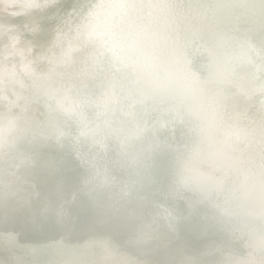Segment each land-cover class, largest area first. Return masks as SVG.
<instances>
[{"label":"water","instance_id":"1","mask_svg":"<svg viewBox=\"0 0 264 264\" xmlns=\"http://www.w3.org/2000/svg\"><path fill=\"white\" fill-rule=\"evenodd\" d=\"M10 1L20 10L9 15L0 13V36L7 42L6 46L0 43V81L2 86H7L0 91V113L14 116L12 111L17 115L23 112L37 128L46 127L44 122L53 114L61 113L59 120L64 130L76 134L75 144L68 142L71 144L66 152H48L52 145L50 140L43 143L38 140L34 144L24 142L38 155L56 158L64 173H71L75 178L76 199H63L61 203L67 202L66 207L73 215L91 227L72 233V243L106 241L121 256L154 264L172 260L178 252L192 255L207 252L212 240L220 239L213 237L217 233L207 219L213 210L202 194L180 183L183 166L177 163V150L190 154L203 136L213 150L224 151L225 140L230 134V143L234 146L232 155L239 163L225 168L224 174L235 182L239 189L237 194L243 197L249 161L255 157L259 164L264 87L254 88L247 77L237 71H232L233 75L218 73L212 65L211 52L207 51L197 58L199 71L192 70L189 58L178 51L176 56H181L183 63L171 54L164 61L174 94L164 97L145 94V81L160 70L154 58L165 47V19L171 21L178 11L187 15L195 8H145L136 13L118 7L125 0H48V7L44 8H25L23 0ZM203 1L213 2L174 0L184 5ZM38 2L43 4L44 0ZM248 2L258 3L259 0ZM76 4L86 5L82 13L73 10ZM236 9L240 14L251 11L247 9L244 13V8ZM37 19L46 25L45 40H39L37 33L27 27ZM56 24H61L63 29ZM130 26L140 34V43L132 49L123 39ZM182 34L180 31L176 35L181 49L186 43ZM51 38L56 48L46 50L43 45ZM197 47L202 51L206 45ZM219 47L220 52L231 51L226 44ZM234 47L241 53L253 55L258 65L255 80L263 86L264 51L258 40L249 39L244 47L238 44ZM215 48L212 46L208 50ZM59 64L62 74L55 75ZM51 82L56 83L65 102L57 107L56 101L51 100L46 110L48 119L43 121L30 107L44 104V93ZM222 96L227 97L226 104L218 102ZM72 103L77 113L70 107ZM176 108L187 114L186 122L175 119ZM128 129L143 130L142 138L123 143ZM181 129L186 135H181ZM103 143H110L108 150ZM204 167L210 170L213 165ZM138 174L148 176L149 182L155 174L162 177L158 180L160 196L149 182L143 184L148 187L144 189L140 184L144 180L138 178ZM39 192L40 196L48 194L43 187ZM210 199L222 201L223 196L213 193ZM153 200L157 201L155 205ZM190 203L198 210H188ZM185 211L189 212V217L183 218ZM168 214L173 218L174 228H169ZM153 220L158 221V238L144 245L132 243L133 234ZM202 232L209 234L206 239ZM4 233L15 234L18 244L29 248L50 243L56 236L27 226L12 206L5 208L0 203V234ZM228 235L237 253L247 256L248 251L239 247L246 241L242 235L239 232L234 237L231 233ZM15 254L14 250L0 246V261L13 258ZM28 258L33 257L29 255ZM40 258L59 257L48 253Z\"/></svg>","mask_w":264,"mask_h":264},{"label":"snow or ice","instance_id":"2","mask_svg":"<svg viewBox=\"0 0 264 264\" xmlns=\"http://www.w3.org/2000/svg\"><path fill=\"white\" fill-rule=\"evenodd\" d=\"M25 8L48 7V0L41 4L38 0H23ZM118 7L139 13L145 8L191 10L193 8L213 10L209 15L178 14L171 21L165 19V47L154 58L160 65V70L153 73L144 83V92L151 97H164L173 95L170 86V73L165 65V59L171 54L175 57L178 51L189 58L192 70L199 71V60L193 56L192 49L197 42L209 46H218L225 39V29L235 35L229 36L230 41L244 47L249 39L259 42L261 51H264V0L258 3H249L248 0H235L231 4H200L184 5L174 0H125ZM86 8L85 4L73 5V10L81 13ZM221 8H244L251 10L246 14L232 13L227 16L216 15L215 10ZM258 25V27H257ZM37 33L39 40H45L47 35L46 25L37 19L27 25ZM180 31L191 33L190 42L184 43L180 48L176 35ZM139 32L130 26L123 36L129 49L135 48L139 43ZM209 79H211V74ZM3 82L0 81V84ZM103 87V86H102ZM56 101L57 107H62V102L57 99L59 92L46 93ZM218 102L227 103V97L218 98ZM26 111V108L24 109ZM175 119L186 122L187 114L181 109H175ZM7 121L4 125L3 122ZM143 130L128 129L123 143L132 139L142 138ZM181 135H186L181 129ZM261 147L259 164L255 157L249 161V174L243 185L244 195L239 196V189L235 182L224 174L225 168L235 167L239 161L232 155L234 146L230 143V134L225 140L224 151H215L206 140L201 137L198 144L191 148L190 154L177 150V163L182 164L180 183L202 194L211 205L213 219L217 225L225 230L224 239L211 245L209 250L201 255L178 252L176 258L169 261L155 262V264H264V119L260 125ZM9 134H11L9 136ZM68 133L60 123L59 117L53 114L46 127L37 128L34 122L23 114L10 116L0 114V203L5 208L12 206L13 211L20 214L23 222L35 229L55 233L50 243L38 245L33 248L23 247L18 244L17 237L12 233L0 234V246L15 251L13 258L0 261V264H154L150 261H133L121 256L111 249L106 241L90 240L83 244H73L70 236L72 233L87 229L91 225L74 216L66 207L62 193L64 192L68 177L63 168L54 157L38 155L28 144L36 141L41 143L55 139L58 142ZM151 148V145H149ZM206 164H212L210 170L205 169ZM45 188L48 194L41 198L39 190ZM216 193L223 196V200L212 201L211 195ZM167 211V210H165ZM169 228H174L172 216L168 214ZM144 223L139 232L133 234L132 243L144 245L158 238L156 224ZM239 232L246 240L248 246L247 256H242L235 250L231 233L234 237ZM48 253H54L58 259H41ZM29 255L33 258L29 259ZM211 255L214 259L208 260L202 256Z\"/></svg>","mask_w":264,"mask_h":264},{"label":"bare ground","instance_id":"3","mask_svg":"<svg viewBox=\"0 0 264 264\" xmlns=\"http://www.w3.org/2000/svg\"><path fill=\"white\" fill-rule=\"evenodd\" d=\"M212 1H213L212 3L203 1V2L198 3L197 5H200V4H204V5L213 4V5H215V4H231V3H233L232 0H212ZM15 4H16L15 2L10 1V0H0V13L3 15L18 13V11L20 9H19V6L15 5ZM246 10L247 9H244V13L246 12ZM206 11L208 12L209 15L213 14V10L200 9V8H195L193 11H191V14L192 15H202ZM189 13L190 12H188L187 15ZM232 13H237V9L236 8H221V9L215 10V14L221 15V16H227V15H230ZM55 26H57L60 29H63L61 24H60V26H59V24H56ZM51 28H54V26H52ZM225 32H226L225 39L223 41H221L218 46L214 45V46H216V48L212 49L210 51L208 50L209 46H207V45H206L205 50H202V51L199 50V48L197 46H200V45L205 46V44L198 41L197 46L194 49H192L193 50L192 51L193 56L197 59V58H200V56H204L206 51L208 52V54L211 52V54H212L211 57L213 60L212 65H213V67H216V69L214 68V70L217 71L218 73L232 74L233 75V73L235 71H237V72L243 73L244 76L247 77V79L251 82V84L254 88H255V86H257L256 88L264 87V85L262 86L259 81L255 80L257 73H258V65L256 63L257 61L255 62L253 55H251L250 52L241 53L239 51V49L234 47V44H236V43L233 41H230L228 39L229 36L235 35V33H230V32H228V30H226ZM182 38H183V42L184 41L187 42L191 38V33L185 34L183 32ZM52 40H54V39L51 38V40L47 39L45 41L43 46L46 48V50H54L56 48V46H54V42ZM0 43L3 44L4 46H6L7 42H6V39L4 36H0ZM224 44H226L228 47H231L230 53H228V52L226 53L223 50L221 52L219 51V49H220L219 46H223ZM2 49H3V46H2ZM229 54L231 57L229 56ZM176 57H177V60L179 62L183 63L181 56H176ZM62 69L63 68H62L61 64H59L55 68V75H61ZM232 71H234V72H232ZM6 87L7 86H2L0 84V91H2ZM52 91H58L59 92V95H58L59 99L61 100L62 103L65 102V100H64L65 98L63 97L62 92H60L56 83L51 82L47 86L45 93H44V96H45V99L43 100L44 104L43 105L34 104L30 107V110L35 115H37L39 117L41 116L43 118V121H46L48 119L46 110H48V107L51 106V100H52L49 97V95H47L46 93L52 92ZM74 104L75 103H72V105L70 107L73 109V111H75L77 113V111L74 107ZM11 114L14 116H17V113L15 111H12ZM57 116L61 117V113H58ZM47 123H48V121L44 122L45 126H47ZM68 134H69V136H66L67 138L66 137L60 138L61 140H64L66 138V140H64L62 143L57 142V144H56L55 139L50 140V141H52V145L49 146L48 152L58 153L61 151H64V152L68 151L70 148V144L71 143L75 144L74 142L77 140L75 133L74 134L68 133ZM70 141H71V143L68 144V142H70ZM82 144H84V143H82ZM109 146H110V143H103V147L105 148V150H108ZM95 147H97V145H95ZM37 149L43 150L42 148H37ZM65 175L68 177V183H67V186H66L64 192L62 193L63 199H68V198L73 197V200H74V199H76V198H74V196L76 194V188H75V186L73 188L75 178H74L73 174H71V173H65ZM146 177H148V176H146V175L144 176V174H138V178H141L142 180H144V181L140 182V184L143 186L144 189H148L147 186L143 185L144 183L149 182L146 180ZM158 180H162V177H160L156 174L153 175V179L149 182V186L154 190V192L156 194H158L160 196L161 188H160V185L158 184ZM42 197H44V196H41V198ZM149 202H151V201H149ZM155 202H157V201L153 200L154 205L156 204ZM188 210L193 211V210H198V208H195L194 203H190V204H188ZM188 215H189V212L187 211L186 213L183 214V218L189 217ZM207 219L209 221V225L213 228L214 233H217L213 237H215V238L219 237L220 238V239H213L212 240L213 243H211V245L214 244V241L221 242L224 239L225 230L222 227L217 225L216 221L213 219V214H208ZM201 234H202V237L204 239H206L207 236L209 235V234H207V232H202ZM243 243H244V245H243ZM243 243H241L239 247L243 250L249 251L246 241H244ZM182 246H187V245L182 244ZM171 256L173 257L172 253H171Z\"/></svg>","mask_w":264,"mask_h":264}]
</instances>
